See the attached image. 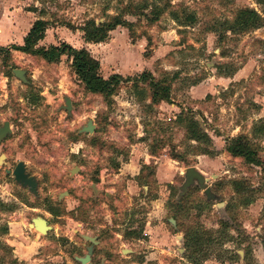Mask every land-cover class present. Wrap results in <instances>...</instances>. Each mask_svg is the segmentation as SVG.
Instances as JSON below:
<instances>
[{
  "label": "rangeland",
  "instance_id": "obj_1",
  "mask_svg": "<svg viewBox=\"0 0 264 264\" xmlns=\"http://www.w3.org/2000/svg\"><path fill=\"white\" fill-rule=\"evenodd\" d=\"M148 2L0 0L1 47L22 45L42 19L49 27L38 47L84 48L101 76L128 79L108 103L84 90L67 56L47 63L0 55V264H79L90 245L84 237L96 240L92 264H264V19L242 31L219 25L240 9L262 16V6L170 0L196 22L126 15L132 37L117 27L99 44L65 27L103 22L128 6L138 13ZM146 72L169 87L160 94L168 102L152 104L147 83L134 84ZM191 124L208 141L187 140ZM239 136L261 165L227 153ZM18 162L36 178L37 195L8 173ZM190 167L214 200L196 180L181 190ZM191 236L203 245L185 252ZM14 242L34 252L22 260Z\"/></svg>",
  "mask_w": 264,
  "mask_h": 264
},
{
  "label": "trees",
  "instance_id": "obj_2",
  "mask_svg": "<svg viewBox=\"0 0 264 264\" xmlns=\"http://www.w3.org/2000/svg\"><path fill=\"white\" fill-rule=\"evenodd\" d=\"M148 3L144 4V6L140 8L141 11L138 13H133L130 10L131 6H128L123 8L119 14L108 17L103 22L96 23L94 20L90 19L78 28H73L70 24H65V27L71 31L79 30L82 33V38L85 43L99 44L104 42L108 38L109 33L114 31L117 27L126 28L129 32V36L132 37L130 32L132 23L123 18L126 15H134L136 17L142 16L150 23H154L158 21L161 15L168 12L169 18L179 26L186 27L196 22L193 12H186L185 9L180 12L171 10L172 6L170 0H150ZM258 3L262 6V16L253 10L240 9L236 12L232 23L224 22L222 24L221 22L219 25H223L225 31H242L241 29L246 30L247 28H254L260 25L261 21L264 19V0H258ZM147 9L149 10L147 11ZM48 27L47 21L42 19L35 20L24 36L22 45H12L9 47L0 46V55L7 57L11 51H16L28 55L39 56L47 63L56 62L60 57L67 56L70 59L71 68L77 79L83 85L84 90L91 94L101 95L105 101L110 103L113 94L124 82L128 81V79L123 78L119 74H112L107 78L101 76L99 62L84 48L76 49L63 42L58 45H50L48 48L38 47V42L44 39ZM139 82L147 83L150 89V102L152 104H156L160 100L168 102L167 96L161 97V95L167 94L170 90L169 87L162 86L161 82L155 81L150 73L146 72L141 74L134 84L137 85ZM262 128H264V126H262ZM187 134L186 137L189 141L197 143L208 141L207 136H205L198 126L194 124H191L187 129ZM225 150L230 156L241 158L250 165H261V160L257 152L250 148L244 138L240 136L230 140ZM203 154L210 155L206 151L203 152ZM220 225L226 226L223 222H220ZM187 241L188 242L184 246L185 252L192 251L196 249V245L202 244L200 243L201 240L193 236ZM205 241L207 244L208 240ZM187 257L190 259L191 256L189 255Z\"/></svg>",
  "mask_w": 264,
  "mask_h": 264
},
{
  "label": "water",
  "instance_id": "obj_3",
  "mask_svg": "<svg viewBox=\"0 0 264 264\" xmlns=\"http://www.w3.org/2000/svg\"><path fill=\"white\" fill-rule=\"evenodd\" d=\"M42 96L45 98L47 103L51 102L52 97L49 95L48 92H43ZM11 174L16 184H18L22 188H28L30 193L36 195L37 181L34 177L27 175V173L25 172V165L23 164V162L17 163ZM184 178L185 181L183 186L181 187L182 191H185L187 187L193 183V180H196L198 186L203 190V194L206 200H214L213 194L211 193L210 189L205 185L207 180H205L200 174H198L194 168L192 167L187 168L184 174ZM84 238L92 244L96 243L94 238L91 237H84ZM177 241L180 242L178 238ZM13 246H15L16 248V255L23 260L27 259L30 256V254L34 252V248L24 249L23 246L17 242H14ZM92 248H93L92 246H89L87 248V254L83 258L77 259L78 262H80V264H90V256L92 253Z\"/></svg>",
  "mask_w": 264,
  "mask_h": 264
},
{
  "label": "flooded vegetation",
  "instance_id": "obj_4",
  "mask_svg": "<svg viewBox=\"0 0 264 264\" xmlns=\"http://www.w3.org/2000/svg\"><path fill=\"white\" fill-rule=\"evenodd\" d=\"M18 163H19V162H18ZM23 164H24V163H23ZM16 165H17V164H16ZM16 165H15V166H16ZM24 165H25V164H24ZM15 166H14V168H15ZM14 168H13V170H14ZM13 170H12V171H13ZM12 171H11V172L8 171V173L11 174ZM25 172L27 173L28 176H31V175H29L28 172L26 171V166H25ZM11 176H12V174H11ZM32 177H33V176H32ZM12 178H13V176H12ZM34 178H35V177H34ZM35 179H36V178H35ZM13 180H14V178H13ZM36 181H37V180H36ZM14 182H15V181H14ZM15 183H16V182H15ZM17 185H18V184H17ZM37 187H38V183H37ZM21 188H22V187H21ZM25 189L28 190V188H25ZM28 192H29V190H28ZM29 193H30V192H29ZM31 194H32V193H31ZM33 195H34V194H33ZM36 195H37V193H36ZM34 196H35V195H34ZM94 239H95V238H94ZM95 241H96V240H95ZM89 243H90V242H89ZM89 246L94 247V244L90 243ZM89 246H88V247H89ZM88 247H87V248H88ZM23 248H24V247H23ZM87 248H86V254H87ZM24 249H25V248H24ZM28 249H29V248H28ZM86 254H85V255H86ZM92 254H93V248H92L91 256H92ZM15 255H16V248H15ZM30 255H31V254H30ZM85 255H84V256H85ZM16 256H17V255H16ZM84 256H83V257H84ZM91 256H90V264H92V263H91ZM17 257L20 258L19 256H17ZM83 257H81V258H83ZM28 258H29V257H28ZM20 259H21V258H20ZM77 259H78V258H76L75 260H77ZM22 260H23V259H22ZM25 260H26V259H25ZM77 261H78V260H77ZM79 264H80V262H79Z\"/></svg>",
  "mask_w": 264,
  "mask_h": 264
},
{
  "label": "crops",
  "instance_id": "obj_5",
  "mask_svg": "<svg viewBox=\"0 0 264 264\" xmlns=\"http://www.w3.org/2000/svg\"><path fill=\"white\" fill-rule=\"evenodd\" d=\"M30 27H31V25L28 27L27 31H26L25 34L23 35V38H24V36L26 35V33L29 31ZM47 30H48V29H47ZM47 30H46V33H47ZM46 33H45V35H46ZM23 38L20 39V42H22V43H23ZM44 38H45V37H44ZM18 45H21V44L19 43ZM51 45H56V44H51Z\"/></svg>",
  "mask_w": 264,
  "mask_h": 264
},
{
  "label": "bare ground",
  "instance_id": "obj_6",
  "mask_svg": "<svg viewBox=\"0 0 264 264\" xmlns=\"http://www.w3.org/2000/svg\"><path fill=\"white\" fill-rule=\"evenodd\" d=\"M37 229L40 231V232H42L43 230H44V227L41 225V224H38L37 225Z\"/></svg>",
  "mask_w": 264,
  "mask_h": 264
}]
</instances>
